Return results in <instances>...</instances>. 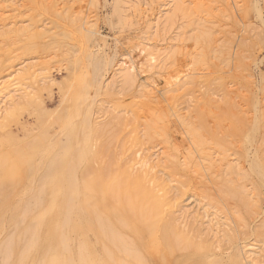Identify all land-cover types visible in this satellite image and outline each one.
Segmentation results:
<instances>
[{"label": "rangeland", "instance_id": "rangeland-1", "mask_svg": "<svg viewBox=\"0 0 264 264\" xmlns=\"http://www.w3.org/2000/svg\"><path fill=\"white\" fill-rule=\"evenodd\" d=\"M148 1L0 0V82L23 70L0 118V162L36 145L22 173L0 163V264L53 263L51 249L40 248L41 215L53 202V195L44 201L53 161L71 141L63 133L68 107L84 102L82 77L95 85L86 104L93 111L89 152L79 170L89 171L91 223L81 232L98 257L229 264L253 252L264 264V179L253 171L264 170V0H238V16L223 8L226 0H207L211 10L199 12L184 5L158 42L142 17ZM146 44L160 49L155 66ZM148 89L160 102L146 101ZM231 103H239L243 121ZM191 130L203 133L202 143ZM56 140L58 147L49 146ZM135 176L142 185L129 187L126 177ZM95 223L105 238L88 232Z\"/></svg>", "mask_w": 264, "mask_h": 264}, {"label": "bare ground", "instance_id": "bare-ground-1", "mask_svg": "<svg viewBox=\"0 0 264 264\" xmlns=\"http://www.w3.org/2000/svg\"><path fill=\"white\" fill-rule=\"evenodd\" d=\"M206 1L207 0H177V1L172 0L170 2V0H158L157 8L154 9L152 7L153 1L149 0L148 3H146V5H144L146 8L145 7L142 8V12L145 11L143 13L142 17L147 22L148 30L150 29L149 27H152L150 29V30H153L152 35H154V37H155V39H154L155 42H158V35H160L163 32V28H165L168 24L170 25L173 22V20H175L174 15H176L177 12L180 11L182 9V7H184V5H187V7L193 6L194 12H199V11L204 9V6H206L208 4L207 2H209L210 0L207 2ZM186 3H188V4H186ZM164 5H165V8L162 9V6H164ZM209 5L210 4H208V7H209ZM220 6L222 7V5H220ZM208 7L206 8V10L209 9ZM224 7L231 10V13L234 16H238L239 8H240V4H239L238 0H226L223 4V8ZM211 8L209 10H211ZM213 8H215V7H213ZM161 9L164 12H162ZM206 12H208V11H206ZM209 15H210V13H209ZM163 17H165L166 23L162 27V25H163L162 22H164V21L161 22V20ZM169 27H171V25ZM151 40L152 39L149 38L146 41L150 42ZM195 43H196V41H195ZM200 44H201V42H200ZM143 47H144L143 52H145L144 54L148 55V57L150 58L151 65L155 66V64H157L158 62H160V60L163 59V58H161L162 54L160 53V49H158L157 44L155 46H151L153 48V50H150L149 48H147V44H146V46H143ZM21 71H23V70H20V68H19L18 70L16 69L13 74L11 73V75L9 76V79H8L9 81L7 83L0 82V96H1L0 102L3 103L5 106L4 110L1 109V107H0V118L2 117L1 115L3 114V112L7 111V107L9 106L8 104H10V103H8V101H10V97H8V94L11 91H15V92L18 91L15 89V84H16V82H15L16 78L15 77L17 75L21 74ZM89 76H90V74H89ZM185 77H186V75H183L180 79L183 80ZM178 79H179V77H178ZM90 80H91V77H90ZM90 80L87 79V77H82L81 82H80V91H81V93L84 94L83 104L78 103L77 105H75L74 106V107H76L75 110L72 109L73 108L72 103L68 107L71 114H70L67 122L65 123L64 127H63V133H68V134L70 133V135H68L71 138L70 144L65 149H63V151L64 150L65 151H64V153H62L61 156H58L56 159L54 158L55 160L52 159V160H54L53 161L54 173H53L52 178H51V186L49 187L50 193L47 192V195H46L47 198L44 201L47 202V199L50 197V195H53L54 197H53V202H51L52 203L51 205H49L47 202L49 209L47 211H45V214L41 215V219H42L41 220V223H42V226H41V228H42L41 245H42V247H40L42 252H44L45 249L46 250L48 248L51 249V252L53 255V259H52L53 263L52 264H112L111 259L108 258L107 255L103 256V258H102V256L98 257L97 252H95L96 248L95 247L91 248V247H93L92 246L93 244L90 243L91 244V246H90L88 243L89 241H87V240H89V238L87 239V236H85V234H82V232H81V230L84 232L88 227L86 225L91 223V220H90L91 218L88 214V211L86 210V208H87V195H88L87 190H88V185H89L88 180L90 178L89 177V171L83 172L82 174H80V172H79L80 165L88 157L89 140H90V136H91L90 131L92 129V127H91V118L93 115L92 106L90 107V109H88L86 107L87 102H90V98H91V97H89L90 96L89 94L92 92V90L90 91V89H89V87L92 86V84H93V83L92 84L90 83ZM177 81H179V80H177ZM179 83H181V81ZM182 83L184 84L183 86L188 84L185 81H183ZM99 84H102V83L99 82L97 86H99ZM94 85H95V83H94ZM93 86H92V88H93ZM227 87H229V85H227ZM88 91H90V92H88ZM96 92H97V94L99 93L98 90H96L94 95L96 94ZM230 93L232 96L231 98L234 101V99L236 98V96L234 94L235 92H230ZM17 95H19V94H17ZM143 96L146 99V101H148V102H152V101L153 102H160V94L157 92V90L148 89V90H146V93H144ZM16 97H18V96H16ZM20 97H22V96H20ZM3 99H6V101H2ZM93 100H95V98ZM237 104H238L237 107H235V105L233 103H231L230 106L228 105V107H230V109H231L230 111H232L234 113L236 112L237 115H235V116L238 119V121H243V119L241 118V117H243L241 115V111L238 109L239 103H237ZM204 121H205V119L203 120V118L200 117L199 123H200V127H202V129L205 127V124H206L205 123L206 121L205 122ZM257 125L258 124L255 125L253 133H255L256 129H258L256 127ZM191 132L193 133L194 138L199 143H202V141L204 139L203 133L197 132L195 130H191ZM252 136L254 138L255 134H252ZM59 142H60L59 140H56L53 143H51L49 146H51V147L57 146L58 147ZM35 147H36V145L34 142L33 144H30L28 148H25V149L21 148V149H17V150L9 152V154L7 153L8 155L5 156L0 162L2 169L4 170V169H6V167L7 168L9 167V169L10 168L12 169L14 167L15 169H17V172H19V170L21 172L23 170L22 164H24V161L29 157L30 152L32 150H34ZM212 159H214V158H212ZM212 159H211V162H213ZM8 160H12L15 163H11ZM16 160H17V162H16ZM210 165H212V164H210ZM9 171H11V170H9ZM12 171H14V170H12ZM253 171L255 174L260 175L261 178L264 179V170L262 168L255 165V167L253 168ZM5 174H6V172H5ZM17 174L18 173H16V175ZM120 175L123 178L124 175L123 176H122V174H120ZM129 177H126V180H127L126 182L129 184V187H132V185H135V186H141L142 185V181H141L139 176H135V178H129ZM117 179H119V178H117ZM95 181H97V180H95ZM128 184H126V185H128ZM33 185H34L33 182L30 183L28 190H31V191L34 190ZM222 186H223V189L228 188V185L225 182L222 184ZM43 190L44 189L42 188L41 191H43ZM144 192L145 191L142 189V193H144ZM105 225H106V223L103 224L102 228L106 227ZM100 226H101V224L97 225L95 223V225L92 227V231L89 230L88 232H92L96 238H98L99 236L103 237V232H102V229ZM106 230H107V233L110 235L109 238L110 239L112 238L114 240L115 238L113 237L114 234H113L112 228L111 229L107 228ZM56 233L60 234L58 247L56 246L55 239H54ZM172 233L173 234L169 235V237L176 239V237L174 236V232H172ZM72 234H74L76 236V238L74 240H72V238H71ZM103 238H105V237H103ZM49 241L51 242V245L48 244ZM171 241L172 240H170V242ZM72 243H73V245H72ZM243 250H244V247H243ZM246 250L248 251V249H246ZM250 250H252V249H250ZM250 250L248 252H250ZM254 250H256V249H254ZM254 250H252V251H254ZM53 252L56 253L55 256H54ZM256 257L257 256H255V254L253 252L245 254L244 258L241 257L240 254H236L235 256L231 257V259L229 260V264H257L256 259L258 257L257 258ZM112 259H114V257H112Z\"/></svg>", "mask_w": 264, "mask_h": 264}]
</instances>
